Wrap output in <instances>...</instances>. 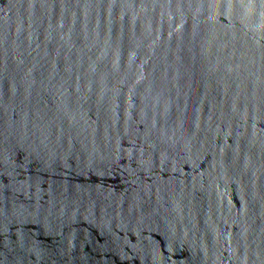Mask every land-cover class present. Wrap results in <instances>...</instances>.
Wrapping results in <instances>:
<instances>
[{"label":"water","instance_id":"water-1","mask_svg":"<svg viewBox=\"0 0 264 264\" xmlns=\"http://www.w3.org/2000/svg\"><path fill=\"white\" fill-rule=\"evenodd\" d=\"M0 264H264V0H0Z\"/></svg>","mask_w":264,"mask_h":264}]
</instances>
